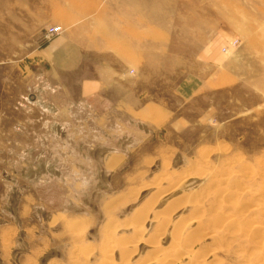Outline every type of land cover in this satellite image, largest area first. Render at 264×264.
<instances>
[{
  "label": "rangeland",
  "instance_id": "obj_1",
  "mask_svg": "<svg viewBox=\"0 0 264 264\" xmlns=\"http://www.w3.org/2000/svg\"><path fill=\"white\" fill-rule=\"evenodd\" d=\"M50 25L76 31L86 69L122 63L139 104L191 123L162 129V165L131 157L113 170L48 141L0 148V215L20 241L10 262L26 252L30 227L47 236L35 264H264V0H0V113L31 98L28 75ZM212 71L206 93L181 94L184 79ZM17 151L27 163L10 162Z\"/></svg>",
  "mask_w": 264,
  "mask_h": 264
},
{
  "label": "crops",
  "instance_id": "obj_2",
  "mask_svg": "<svg viewBox=\"0 0 264 264\" xmlns=\"http://www.w3.org/2000/svg\"><path fill=\"white\" fill-rule=\"evenodd\" d=\"M75 32L68 29L36 50L33 71L28 75L31 87L26 93L31 98L22 111L0 113V148L25 152L46 146L42 141H48L51 148L81 147L86 149L82 154L89 157L87 162L113 170L123 167L131 157L139 165L149 158L159 165L164 158L167 162L170 143L165 134L163 138L162 129L170 126L172 131L180 132L191 122L163 105L139 104L140 97L132 87L134 80L121 71L122 63L102 61L86 69V51ZM212 72L214 75L204 76L201 81L195 76L184 79L181 94L191 97L206 93L215 81ZM18 114L22 117L14 123L13 115ZM153 141L156 144L147 150ZM18 152L17 159L10 162L27 163ZM4 192H0V212ZM2 219L0 215V263L12 264V253L20 242L16 239L18 226ZM26 229L30 230L24 239L27 250L18 258L19 263L35 264L44 251L43 245H47V236L40 239L35 228L33 232L30 227Z\"/></svg>",
  "mask_w": 264,
  "mask_h": 264
},
{
  "label": "built area",
  "instance_id": "obj_3",
  "mask_svg": "<svg viewBox=\"0 0 264 264\" xmlns=\"http://www.w3.org/2000/svg\"><path fill=\"white\" fill-rule=\"evenodd\" d=\"M60 32H61V27L59 25H50L44 29L43 38L45 40H48ZM236 43H237V40L232 39L231 41L228 42L226 46L222 47V51L225 53L229 52L230 49L235 47Z\"/></svg>",
  "mask_w": 264,
  "mask_h": 264
},
{
  "label": "bare ground",
  "instance_id": "obj_4",
  "mask_svg": "<svg viewBox=\"0 0 264 264\" xmlns=\"http://www.w3.org/2000/svg\"><path fill=\"white\" fill-rule=\"evenodd\" d=\"M234 184V183H233ZM229 197V196H228ZM227 197V198H228ZM225 201V200H224ZM251 208V207H250ZM191 214V213H190ZM145 217V216H144ZM142 218V217H141ZM227 219V218H226ZM222 220V219H221ZM225 220V219H224ZM228 220V221H227ZM225 222H228V224H231V223H233V219L231 220V218L230 219H227ZM166 221H168V220H166ZM195 219H192V220H190V221H186L185 223H190V224H193V223H195ZM223 221V220H222ZM219 222V221H218ZM180 223V222H179ZM179 225V224H178ZM185 225V224H184ZM250 225V224H249ZM252 225V224H251ZM250 225V226H251ZM166 226V225H165ZM182 226V225H181ZM180 225L177 227V229H180V227H181ZM219 226V225H218ZM217 226V227H218ZM183 227V226H182ZM192 231V230H191ZM205 231V230H204ZM248 231V230H247ZM179 232H181L180 230H179ZM178 232V233H179ZM197 232V231H196ZM195 232V233H196ZM197 235V234H196ZM187 239V238H186ZM255 239V238H254ZM157 243V242H156ZM155 242L153 243V245H155L156 244ZM175 243H177V245H180L181 243L183 244V241L182 240H179V239H177L176 240V242ZM188 242H186L185 244H187ZM261 244L263 245L264 244V242H261ZM123 245V244H122ZM127 245V244H126ZM131 246V248L133 249L134 247L133 246H135L136 247V244L135 245H132V244H130ZM157 245V244H156ZM187 245H185V247H186ZM125 247V246H124ZM190 247V246H189ZM126 248V247H125ZM175 248H177V247H175ZM174 248V249H175ZM182 248H183V246H182ZM186 249H188V248H186ZM189 249H191V247L189 248ZM188 249V250H189ZM129 251V250H128ZM187 251V250H186ZM190 251V250H189ZM177 254V253H176ZM190 254V253H189ZM157 255V254H156ZM187 255V254H186ZM184 256V255H183ZM170 257V256H169ZM182 257V256H181ZM189 257V256H188ZM198 257V256H197ZM185 258V257H184ZM190 258V257H189ZM160 259H162L161 261H165V260H167L168 258H166V256H162L161 258H158V256L157 257H155L154 258V260H156L155 262H154V260H152V263H155V264H158L159 262H158V260H160ZM170 259V258H169ZM151 260V259H150ZM194 261V260H193ZM191 262V261H190ZM189 262V263H190ZM194 263V262H193ZM190 264H192V262L190 263Z\"/></svg>",
  "mask_w": 264,
  "mask_h": 264
}]
</instances>
